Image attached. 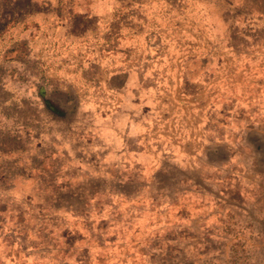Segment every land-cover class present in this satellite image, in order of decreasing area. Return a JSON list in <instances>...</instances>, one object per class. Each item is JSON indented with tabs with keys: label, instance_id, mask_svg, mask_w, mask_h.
Returning a JSON list of instances; mask_svg holds the SVG:
<instances>
[{
	"label": "rangeland",
	"instance_id": "rangeland-1",
	"mask_svg": "<svg viewBox=\"0 0 264 264\" xmlns=\"http://www.w3.org/2000/svg\"><path fill=\"white\" fill-rule=\"evenodd\" d=\"M0 264H264V0H0Z\"/></svg>",
	"mask_w": 264,
	"mask_h": 264
}]
</instances>
